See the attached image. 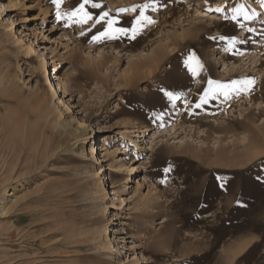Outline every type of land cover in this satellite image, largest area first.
<instances>
[{
  "label": "rangeland",
  "instance_id": "374dc122",
  "mask_svg": "<svg viewBox=\"0 0 264 264\" xmlns=\"http://www.w3.org/2000/svg\"><path fill=\"white\" fill-rule=\"evenodd\" d=\"M82 2L24 0L0 18V146L25 149L0 179V264H264V105L242 99L264 0H89L72 15ZM134 21L135 38L116 31ZM55 65L65 94L48 82ZM208 115L229 132L208 138L194 123ZM48 137L62 146L35 159ZM219 138L230 155L216 165Z\"/></svg>",
  "mask_w": 264,
  "mask_h": 264
},
{
  "label": "bare ground",
  "instance_id": "6f19581e",
  "mask_svg": "<svg viewBox=\"0 0 264 264\" xmlns=\"http://www.w3.org/2000/svg\"><path fill=\"white\" fill-rule=\"evenodd\" d=\"M23 1L24 0H0V18L1 17H7L10 13H14V12H17V11H20L22 10L23 11ZM48 13V12H46ZM23 18V21H27V20H33L35 19L36 16H34V14L32 15H22L21 16ZM8 21L11 23V25H13L14 23V20H11L10 18H8ZM1 24V23H0ZM44 28L43 32H48L50 30V28ZM28 53L32 50V45L28 44ZM158 48V47H157ZM163 50V49H162ZM256 50V49H255ZM159 52V51H158ZM156 52V53H158ZM253 53V52H251ZM153 55V54H152ZM158 55V54H157ZM244 55H242V57L240 58L239 61H241L242 59L245 61ZM161 57V56H159ZM158 57V58H159ZM157 58V57H156ZM139 60V59H138ZM148 60V61H147ZM146 62H149L150 59H147ZM154 60V59H153ZM246 60H249V62H251V65H253V69L256 70V79L254 81V84H253V92L251 94H248L247 92L244 93V95L242 96V99H243V102H249L248 104H253L254 106H256L257 108H262V106L264 105V42L262 41V45L260 44V46L258 47L257 51L253 54H249L248 57L246 58ZM145 61V60H144ZM144 61L142 63H144ZM145 62V64H146ZM157 62H158V59H157ZM248 62V63H249ZM141 63V64H142ZM153 65V64H152ZM238 62H233L232 64V69H238ZM41 68L46 72L48 71V68H47V65H46V62H45V59H43L41 61V64H40ZM144 65H142L143 67ZM244 66V65H242ZM58 65H55V72L53 74L51 73H48V82L50 83L51 82V85L52 87L55 88V92L58 93L60 95V93H64L66 92V86L68 84V81H65L64 79L61 81V80H57V81H54V79H60L61 76H60V72H56L57 71V68ZM138 67L139 65L137 64L135 67H134V76H136V78L139 76L140 72L138 71ZM228 67V66H226ZM243 68V67H241ZM248 70V69H246ZM231 71V70H230ZM49 72V71H48ZM132 75V74H131ZM141 76V74H140ZM240 77H235L232 76L225 79V81H231V82H234V81H237L239 80ZM130 79V77H129ZM128 79V80H129ZM134 79V78H133ZM139 79V78H138ZM132 81V79H130ZM207 80L208 81H211V78L208 76L207 77ZM247 80H254V77L253 76H246V77H243L240 79V82H243V81H247ZM134 81V80H133ZM132 81V82H133ZM224 81V80H223ZM135 83V82H133ZM210 84V83H209ZM243 85H245L246 83H242ZM132 86V85H131ZM244 90V89H243ZM235 96V95H234ZM238 102V101H237ZM251 104V105H252ZM125 109L124 108H121V110H119L118 112H124ZM253 113V112H252ZM251 114V113H250ZM249 114V115H250ZM248 114L245 115L243 114L242 112L240 113V116L241 118L240 119H252L251 116L253 117V114L251 116H249ZM188 116H190V114H188ZM190 119V118H189ZM203 119V120H202ZM210 119V120H209ZM254 119V118H253ZM193 120V118H192ZM219 120L218 117L216 116H211V115H208L207 117L206 116H203L201 119H195L194 120V123L197 124V128H200L202 127L203 125H207L209 128L208 130L206 131V135L207 137L209 138V136L212 134V133H220V132H229V129L231 127V124L229 123L228 125H225V126H222L220 124H216V123H213V121L217 122ZM193 122V121H192ZM235 122H238L239 124H241L242 122L241 121H235ZM248 122V121H247ZM253 122V121H252ZM255 122V121H254ZM246 123V122H245ZM251 124V122H250ZM254 124V123H253ZM251 124V125H253ZM255 127V126H254ZM256 128V127H255ZM245 129V127H244ZM199 130V129H198ZM137 131H139L137 129ZM247 131L249 133H253L254 129L252 127H250L249 125L247 126ZM260 131V130H259ZM135 131L132 130L131 133H134ZM154 131H151L150 133H153ZM156 136H157V132L155 131L154 134L152 135V138L150 139H146L145 140V143L146 144H150V147H152V144L154 142V140L156 139ZM246 134L243 133L242 136H239V137H236L237 141L235 142H248L246 143V147H247V150L250 148L251 146V143L249 140H246ZM225 139V138H224ZM233 141V140H232ZM60 142V143H59ZM59 142H53V140L48 137L46 139L45 142H41L38 147L35 148V151L33 150L34 153H32V155L34 156L35 159H42L44 157H46L47 155H49V153L52 151H56L58 150L63 142L59 141ZM135 145H139L137 140H134L133 141ZM217 143H223V138H219L216 140ZM204 143V142H203ZM188 144V143H187ZM244 144V143H243ZM6 147L4 146V144H2V148L0 146V159L4 160V163L2 162V164H4V168H5V171L4 173H1L0 174V179L2 180H7L9 177H10V173L13 172L16 168V166L19 164L20 160H22V153L25 151L24 149V145H10V146H7V143L5 144ZM95 146V145H94ZM232 146V145H231ZM23 147V148H22ZM100 147V146H99ZM98 147V144H96V150ZM201 147V146H200ZM229 148L230 146L229 145H220V147L218 148V152H222V155L220 156L219 159H217L216 162V165L217 164H221V162H223L222 160H225L226 157H228L230 154V151H229ZM85 146L82 148L81 150V154L80 155H83L85 153ZM125 152V151H124ZM227 152V153H226ZM239 151H237L238 153ZM30 153V152H29ZM7 154V156H5ZM234 154V153H233ZM240 154V152H239ZM12 157V160L10 162V159L9 157ZM235 158H238L240 157V155H237L235 156ZM9 159V160H8ZM237 159V160H238ZM244 159V158H243ZM243 159H240L239 161H244ZM0 160V161H1ZM26 160V159H25ZM47 160V159H46ZM121 160H124V157L121 156ZM236 161V159H235ZM21 163V162H20ZM112 167L116 170L118 168H121L123 167L126 171H135L137 170L138 168H140L141 166L140 165H130L126 162H120V164H114L112 165ZM100 172L98 173V176H103L104 173H106L107 169L105 168V165H102L100 168ZM109 169V168H108ZM116 177L118 176V174L116 173L115 175ZM105 178V177H104ZM1 180V181H2ZM138 181V184L137 186H139V184L141 183V180L137 179ZM102 183H104V180H102ZM115 183V182H114ZM111 193H115V192H111ZM123 202V201H122ZM18 204V203H17ZM8 209L9 208H5L3 207L2 209V213L3 214H6L8 212ZM115 215V214H114ZM13 234V233H12ZM10 236V235H9ZM11 237H14V234L11 235Z\"/></svg>",
  "mask_w": 264,
  "mask_h": 264
},
{
  "label": "snow or ice",
  "instance_id": "6c2138e0",
  "mask_svg": "<svg viewBox=\"0 0 264 264\" xmlns=\"http://www.w3.org/2000/svg\"><path fill=\"white\" fill-rule=\"evenodd\" d=\"M59 2H60V0H52V3H53V4H56L57 6L59 5ZM88 3H89V0H83V2L79 5V8L73 10L72 15H76L77 12L82 11V10L84 9V6H85L86 4H88ZM92 7H100V5H99V4H95V3H93V4H92ZM144 7L147 8V5H144ZM133 10H135V9H133ZM121 11H125V10H121ZM217 11H220V9H217ZM107 16H108V13H103V15H102L99 19L102 20V19H104V18L107 17ZM141 17H143V18H144L145 20H147L149 23L152 22V21L150 20V18H148V17L145 16V14H144L143 11L140 12V17L137 18V21H139ZM57 18H58V19L61 18V15H60L59 12H57ZM90 18H91V14L85 12L84 15H83V17L81 18V21H80V22H81V23H87V20L90 19ZM97 22H99V21H97ZM111 23H112V22L109 21V26H111ZM116 31H118V32H120V33H128V32L131 31V32H133V38H135V32H136V21L133 22V25H132V27H131L130 29L119 28V29H116ZM106 33H107V29H105L104 32L99 33V36H105ZM93 39H98V37H93ZM201 67H202V66H201ZM209 83H211V81H209ZM233 83H237V82L234 81ZM241 83L251 84V83H253V81H251V80H247V81H243V82H241ZM168 95L171 96L172 94L169 93ZM197 107H199V105H197ZM166 171H167V170H166Z\"/></svg>",
  "mask_w": 264,
  "mask_h": 264
}]
</instances>
